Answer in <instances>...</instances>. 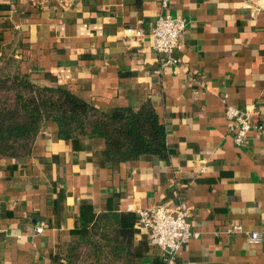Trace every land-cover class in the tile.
Listing matches in <instances>:
<instances>
[{
	"label": "crops",
	"instance_id": "1",
	"mask_svg": "<svg viewBox=\"0 0 264 264\" xmlns=\"http://www.w3.org/2000/svg\"><path fill=\"white\" fill-rule=\"evenodd\" d=\"M160 10V0H0V66L13 59L35 82L107 112L151 101L170 146L168 159L108 161L104 137L62 139L45 120L27 159L0 160V264L66 262L93 215L114 209L138 226L129 205L183 198L197 235L177 264H264V139L235 143L225 112L231 103L264 122V0H171L187 18L176 65L153 47ZM233 223L242 230L229 233ZM163 257L136 232L131 264Z\"/></svg>",
	"mask_w": 264,
	"mask_h": 264
},
{
	"label": "trees",
	"instance_id": "2",
	"mask_svg": "<svg viewBox=\"0 0 264 264\" xmlns=\"http://www.w3.org/2000/svg\"><path fill=\"white\" fill-rule=\"evenodd\" d=\"M45 120L58 123L62 139L104 137L108 161L134 160L142 154L168 159L170 155L167 126L151 101L107 112L67 86L35 82L9 58L0 66V160L27 159ZM57 192L56 204L62 188ZM123 215L114 209L93 215L80 239L70 243L66 262L59 264H131L136 232L145 229L139 224L124 226Z\"/></svg>",
	"mask_w": 264,
	"mask_h": 264
},
{
	"label": "built area",
	"instance_id": "3",
	"mask_svg": "<svg viewBox=\"0 0 264 264\" xmlns=\"http://www.w3.org/2000/svg\"><path fill=\"white\" fill-rule=\"evenodd\" d=\"M171 0H160L161 10L150 29L153 47L165 54L164 65H176L180 58L177 50L181 46L183 32L187 26V18L182 14H173L169 10ZM142 35L141 29L132 32ZM228 128L235 143L247 144L253 133H259L264 139V122H254L251 110L228 103L226 105ZM128 209L135 210L139 215V227L147 231L150 243L160 247L164 254V264H177V254L181 247L197 233L192 228L191 214L193 206L186 199L178 200L173 206L161 203L142 207L129 205ZM42 226L37 230L41 231ZM242 230V225L233 223L228 226L229 233ZM261 237L258 230L251 233V238Z\"/></svg>",
	"mask_w": 264,
	"mask_h": 264
}]
</instances>
